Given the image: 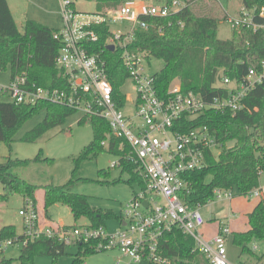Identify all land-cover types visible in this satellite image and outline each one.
Returning a JSON list of instances; mask_svg holds the SVG:
<instances>
[{
	"label": "trees",
	"instance_id": "1",
	"mask_svg": "<svg viewBox=\"0 0 264 264\" xmlns=\"http://www.w3.org/2000/svg\"><path fill=\"white\" fill-rule=\"evenodd\" d=\"M98 12L120 8L134 0H95ZM173 0H166L171 3ZM202 0H185L186 7L167 18L141 16L148 28H138L130 49L148 54V60L164 62L163 69L156 74V86L160 94L165 95L170 84L178 79L185 93L194 92L210 101L228 93L219 87V83L228 78L242 82L250 69L264 72V30L252 28L234 29L231 40L218 38L219 20L210 14L197 13L195 6ZM243 7L249 10L264 9V0H242ZM258 23L264 18L257 17ZM56 29H52L34 20H27L24 31L18 29L8 0H0V67L11 71V79L17 75H26L30 83L39 87L55 89L67 88V82L56 65L61 43L55 39ZM99 41L93 45V52H102L107 62L109 79L115 91V97L122 106L124 96L120 89L128 80L129 73L123 62L121 49L110 51L106 48L110 31L108 27L98 29ZM2 93V92H0ZM4 94V93H3ZM244 109L233 114L231 111H207L193 121L183 119L184 126L176 130L188 132L193 128L206 126L216 136L223 149L218 158L211 152L206 154L203 168L186 173L184 178L190 183V190L183 198L192 208L204 207L215 199V190H231L235 196L246 197L260 186L264 174V81L251 90L243 100ZM41 111L46 112L42 123L27 133L23 142L35 143L49 130L63 126L76 112L66 106L42 102L37 105L16 104L0 101V142L12 147L19 129ZM91 123L94 127V140L75 160L76 168L71 181L64 186L36 185L14 173L17 169L29 168L34 164H53L54 160L44 156L41 150L35 159H13L7 157L0 163V183L4 193L0 194V203L11 196L29 197L37 205V193H44V211L49 217V209L54 205L67 206L76 221L89 220V227L107 228L108 221L120 217L112 212H104L93 207L89 198L72 191V185L79 179L81 165L108 150L119 156L120 141L110 140V148L102 143L110 134V126L100 118L80 119V124ZM123 171L129 173V183L143 181L134 172V166L125 163ZM118 182H121L119 180ZM38 208V205H37ZM39 210V208H38ZM40 213V212H39ZM250 230L236 233L234 242L243 254L255 256L264 264V257L255 255L247 248L253 241L264 242V206L262 203L249 215ZM76 227V226H75ZM13 240L14 245L23 240L15 226H5L0 230V243ZM79 253L73 264L83 263V259L99 253L96 242H79ZM67 246L56 239L42 238L29 241L24 245L19 261L21 264H34L39 256H51L55 259L66 254ZM160 253L171 264H207V260L196 251L191 236L174 228L164 234L160 241ZM0 264H12L11 260L1 258ZM241 264H255L245 262Z\"/></svg>",
	"mask_w": 264,
	"mask_h": 264
},
{
	"label": "built area",
	"instance_id": "2",
	"mask_svg": "<svg viewBox=\"0 0 264 264\" xmlns=\"http://www.w3.org/2000/svg\"><path fill=\"white\" fill-rule=\"evenodd\" d=\"M59 1L63 23L54 35L61 43L56 65L67 82V88L39 87L30 83L26 75H17L8 86L1 87L0 92L16 104L52 103L66 106L76 113L82 112L81 119H104L111 132L102 145L109 149L112 138L120 141L121 154L112 168H123L125 163L134 166V172L144 187L140 186L141 191L135 193L133 200L124 207L122 218L125 225L113 234L104 227L44 226L36 203L27 197L19 212L23 219L21 242L27 245L29 241L48 238L67 247L79 242H96L97 251H117L130 259L129 264H171L160 253V241L165 233L178 228L192 237L196 251L207 260V264H229L230 226L223 223L219 233L207 239L202 232L206 225L200 212L202 207L192 208L183 198L190 190V183L184 175L203 168L208 152L218 158L223 144L206 126L188 132L179 129L185 125L183 119L193 121L209 110L236 114L244 109L243 100L264 81V72L250 69L248 76L239 83L224 78L219 87L228 93L210 101L194 92L185 93L178 79L162 95L156 86V74H150L147 69L148 54L133 51L130 45L138 28H148L141 16L170 17L186 7L185 0L148 5L132 2L94 13L77 11L74 0ZM257 17L264 18V9L243 7L238 19L228 20L233 29L264 30V23H258ZM126 23L129 25L122 30H112V26ZM105 26L110 31L106 48L115 46V51L122 50L129 73L126 83L130 81L135 91V99L131 101L130 96L120 89L124 96L122 106L116 100L103 53L92 50L100 39L98 29ZM234 197L231 190H215V199L231 202ZM246 197L258 199L264 206V186L253 189ZM145 202H148L147 206ZM2 243L14 245L13 240L0 245ZM254 249L258 250V246Z\"/></svg>",
	"mask_w": 264,
	"mask_h": 264
},
{
	"label": "rangeland",
	"instance_id": "3",
	"mask_svg": "<svg viewBox=\"0 0 264 264\" xmlns=\"http://www.w3.org/2000/svg\"><path fill=\"white\" fill-rule=\"evenodd\" d=\"M76 9L79 12L94 13L98 12L95 0H74ZM165 3L166 0H134L133 3ZM12 11L14 12L15 21L18 29L23 32L27 20H34L45 26L41 21L47 22L50 28L59 29L62 27L61 6L59 0H10ZM132 3V2H130ZM127 4V3H126ZM243 8L242 0H202L195 6L197 13L210 14L219 20L218 38L221 40H231L234 34L232 23L229 18L238 19L241 16ZM52 10L57 15L49 17L48 13ZM47 18H52L48 20ZM129 24H119L112 26V30H122ZM164 67L161 60H148L147 69L150 74H158ZM11 81V71L2 70L0 67V88L8 86ZM122 92L129 95L131 101L135 99V91L130 81L123 87ZM0 101L8 102L10 98L0 93ZM131 106V105H130ZM83 113L77 112L70 117L66 124L49 130L35 143L23 142L24 136L42 123L46 117V112L41 111L32 119L27 121L16 133L15 142L12 147L0 142V163H3L7 157L13 159H35L42 150L44 156L54 160L53 164H34L29 168L17 169L15 174L28 182L36 185H55L64 186L68 184L76 168L75 160L82 154L84 149L94 140V127L91 123L80 124ZM118 156L106 150L100 153L96 159L84 162L79 171V179L72 185V191L77 194L85 195L89 198L90 204L98 210L112 212L120 217L126 207L134 198L135 193L141 191L139 183H129L131 176L124 172L123 168H112V164L118 161ZM264 182V174L261 175ZM121 180V182H118ZM43 193L42 190H40ZM4 193L0 183V194ZM235 196L233 207L230 201L215 199L200 209L201 214L209 223H216L225 215L233 211L239 215L241 210H249L256 199ZM23 206L21 196H11L5 203H0V228L5 225L15 226L19 235L23 234V219L19 214ZM245 206V208H243ZM49 217L65 227H85L88 226L89 220L82 218L76 221L71 210L64 205L49 211ZM242 212V211H241ZM246 213V212H244ZM52 215V216H51ZM120 219H112L107 223V231L110 234L120 229ZM212 220V221H211ZM211 221V222H210ZM223 222V221H222ZM60 227V226H59ZM215 225L208 228V232H214ZM258 246V250L254 248ZM24 244L19 242L15 245H0L1 258L12 261V264H21V256ZM229 264H241L245 262L259 263L255 256L243 254L242 249L235 244L234 236H230L227 242ZM247 248L255 255L264 257V242L253 241L248 243ZM79 248L74 246L67 247L66 254L55 259L51 256H39L34 260V264H73ZM130 259L117 251L99 252L83 259L81 264H129ZM139 264H147L141 262Z\"/></svg>",
	"mask_w": 264,
	"mask_h": 264
},
{
	"label": "crops",
	"instance_id": "4",
	"mask_svg": "<svg viewBox=\"0 0 264 264\" xmlns=\"http://www.w3.org/2000/svg\"><path fill=\"white\" fill-rule=\"evenodd\" d=\"M136 1H139V0H136ZM8 3H9V6H10V9L12 11V6H11V3H10V0H8ZM12 14L14 16V12L12 11ZM55 14L57 15V12L52 10L51 12L48 13L49 17H52V16H55ZM14 19H15V16H14ZM48 20H51L52 18H47ZM42 23L46 24L48 27H50L49 23L47 22H50V21H41ZM53 29V28H52ZM56 29V27H55ZM60 29V28H59ZM58 30V29H56ZM260 186H264V182H262V178L260 179ZM245 202L247 200V198H244ZM232 203H230V206L233 204V200L231 201ZM250 202H253L254 204L252 205V207L245 211V210H241L240 213L242 215H239L238 213L236 214L233 209L232 212H230V214L228 215H225L222 219H219L218 221H215L216 223H209L208 220L205 218L206 220V225L203 227L202 229V232L204 234V236L207 238V239H212L214 238L218 233H219V229H220V226L223 224V223H227L231 230H232V235L231 236H234L236 233H245V232H248L251 228H250V223H249V215L252 214L255 210V208L259 205L260 203V200L256 199L254 201H250ZM23 205H24V199H23ZM37 205H38V208H39V212H40V216H41V222L44 226H52V227H55V228H58L59 226H61L60 224H63L62 222L61 223H57L53 220V217H47L45 215V211H44V193H41L40 191L37 193ZM60 204H57V205H54L53 207H51L49 209V211H52L53 209L55 208H58ZM23 207V206H22ZM233 207V205H232ZM243 208H245V206H243ZM22 209V208H21ZM20 212V211H19ZM246 212V213H244ZM50 213V212H49ZM52 216V215H51ZM212 221V220H211ZM210 221V222H211ZM223 221V222H222ZM119 223H120V228H122L124 225H125V222L122 218V214L120 216V220H119ZM211 225H215V230L214 232H211L209 233L208 232V228L211 226ZM5 226H11V225H5ZM3 226V227H5ZM89 226V224H88ZM1 227V228H3ZM0 228V230H1ZM75 247V246H74ZM264 262V261H263Z\"/></svg>",
	"mask_w": 264,
	"mask_h": 264
},
{
	"label": "water",
	"instance_id": "5",
	"mask_svg": "<svg viewBox=\"0 0 264 264\" xmlns=\"http://www.w3.org/2000/svg\"><path fill=\"white\" fill-rule=\"evenodd\" d=\"M108 50H110V51H115V46H108ZM146 206L148 205V202H145L144 203Z\"/></svg>",
	"mask_w": 264,
	"mask_h": 264
}]
</instances>
